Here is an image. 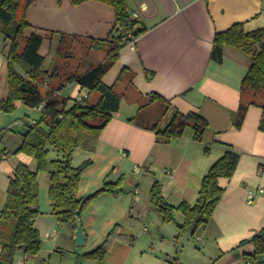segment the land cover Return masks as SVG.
<instances>
[{
  "label": "crops",
  "instance_id": "obj_1",
  "mask_svg": "<svg viewBox=\"0 0 264 264\" xmlns=\"http://www.w3.org/2000/svg\"><path fill=\"white\" fill-rule=\"evenodd\" d=\"M127 2L131 13L138 15V26L143 30L134 45L120 50L119 58L103 76V82L122 95L119 110L102 130L95 151L79 148L73 155L75 166L92 160L83 172L79 198L96 192L105 183L122 182L120 191L101 193L89 203L81 220L87 236L85 244L101 243L115 227L116 237L120 238L113 240L114 245L134 244L137 222L142 217L154 219L162 236L171 235L170 232L173 235L178 229L176 224L164 222L151 203L154 181L162 184L163 195L170 204H194L204 175L226 151L232 150L240 156L239 163L231 178L219 180L225 191L212 218L196 231L188 226L184 232L189 229L188 233L203 243L198 249L200 254L210 252L206 264H264L262 254L256 262L246 258L255 252L251 240L264 228V192H259L252 203L246 199L249 188L264 189V131L260 129L264 110L250 103L241 127H235L240 102L252 97L243 96L240 89L250 61L246 54L230 46L225 47L222 62L211 58L217 32L236 23H244L247 31L264 27V0ZM27 20L25 35L44 36L39 52L46 57V67H53L59 60L57 50L62 34L105 39L113 30L115 14L110 5L100 1L73 4L72 0H32ZM47 30L54 33L46 35ZM5 50L0 35V99L8 95ZM88 93L76 83L61 91L62 96L79 100ZM153 94L161 99L152 101ZM92 97L96 100L98 95ZM17 109L21 115L16 119L0 111V132L5 136L0 142V211L15 167L19 163L34 164L32 156L16 149L28 125L36 119L24 118L31 110L25 104L17 102ZM32 109L42 112L40 107ZM176 110L196 112L207 119L209 125L200 139L192 126L173 139H165L150 128L157 125V129H164ZM11 134L15 141L6 138ZM205 148L210 149L209 154ZM38 183L41 212L35 227L43 236V243L49 240L60 248L58 227L65 228L66 224L51 213L49 173L39 172ZM174 217L177 222H184L182 212L175 211ZM171 225L174 228H169ZM144 231L148 239L152 237L149 227L145 226ZM67 235L74 239L70 226ZM247 240L250 241L242 243ZM128 255L129 251L118 250L113 259L116 264H125ZM110 256L109 252L106 259Z\"/></svg>",
  "mask_w": 264,
  "mask_h": 264
},
{
  "label": "trees",
  "instance_id": "obj_2",
  "mask_svg": "<svg viewBox=\"0 0 264 264\" xmlns=\"http://www.w3.org/2000/svg\"><path fill=\"white\" fill-rule=\"evenodd\" d=\"M89 0H72L80 4ZM110 5L115 14V23L111 34L105 39L80 38L66 36L57 50L58 62L53 67H46V57L39 49L44 36L33 33L25 35L29 27L27 11L32 0H0V35L5 41V54L8 73V95L0 99V111L9 113L15 110L17 102L27 107L36 108L43 104L39 119L29 124L23 134L16 152H24L36 161L32 168L26 163H19L14 170L7 190L6 202L0 211V264H15L17 251L34 257L40 254L43 239L35 227V219L40 214L38 173L48 171L50 177L49 197L51 213L62 224H67L75 233L77 221L82 220L89 203L99 194L120 191L121 181L105 183L96 192L79 198L78 192L84 170L92 163L87 160L79 166L73 163L74 152L79 148L95 151L100 134L119 110L122 95L112 86L103 82V76L119 58L120 50L137 38L143 28L132 17L127 0H94ZM131 32L132 37L123 31ZM46 31V35L53 34ZM89 44H84V40ZM77 40L83 49L76 56ZM230 46L242 51L250 61L249 70L241 85V94L251 95L250 99L240 102L235 127L242 125L248 106L256 104L264 110V27L247 31L244 23H236L225 31L217 32L214 39L211 58L216 62L224 59L225 47ZM102 53L100 60L94 62V54ZM76 83L82 89L89 90L84 100L71 99L61 95L68 84ZM43 86V87H41ZM98 97L92 100V95ZM161 99L153 94L151 100ZM209 123L201 114H188L176 110L169 124L164 129L157 125L150 128L165 139L181 137L185 129L192 126L195 136L200 139ZM260 129L264 131V117ZM210 149L205 148L209 154ZM235 151H226L203 177L202 188L194 204L186 201L178 206L170 204L163 195L162 184L156 180L152 184L151 203L155 206L164 222H174L180 232L192 226L195 231L205 225L224 194L220 178H231L239 163ZM184 215V222L179 223L174 212ZM113 228L103 241L93 250L83 253V257L104 262L109 244L116 238ZM243 241L242 243L249 242ZM255 252L246 256L256 262L264 253V228L251 240Z\"/></svg>",
  "mask_w": 264,
  "mask_h": 264
},
{
  "label": "rangeland",
  "instance_id": "obj_3",
  "mask_svg": "<svg viewBox=\"0 0 264 264\" xmlns=\"http://www.w3.org/2000/svg\"><path fill=\"white\" fill-rule=\"evenodd\" d=\"M88 42L89 41L85 39L84 44L82 45H87L89 44ZM75 43L78 47L74 51V53L79 57L81 52L83 51V49L80 47L83 46H80V40H77ZM97 54L98 53L94 54V62L98 61L102 57V54ZM69 93H72V90H70ZM78 95L79 94H77L76 96ZM6 114H10L14 117V119H16L17 117H20L21 111L17 109L16 106L14 111ZM40 116L41 112H37L36 110L31 108L27 115H24V118L26 120L30 118L39 119ZM19 121L20 125L24 126V124H21V119ZM17 127L18 129H16L19 130V125ZM2 131L5 132L6 130L3 129ZM3 137L5 136L0 132V142ZM6 138L10 139L11 141H15L16 139L15 135H8L6 136ZM33 160L34 164L31 167L35 168L36 161L34 158ZM43 172L48 173V171ZM154 210L156 211V209ZM137 223H139V226L137 229V237L134 239V244H121L120 247L119 245H114V242L112 241L113 243L111 242L108 246V253L110 252L111 256L108 260L105 259L104 262H98L95 260L84 258L82 256L83 253L93 250L100 243L94 246H89L87 244L83 246H77L74 239L67 237L69 225L66 224L65 228L58 227L59 236H61V244H59L60 248H56L54 246V243H50V241L48 240L43 243L42 252H40V254H38L37 256L30 257L24 254L23 251H17L15 264H116L115 259L113 258H115L118 250H124V252L129 251L128 259L125 264H206L207 262H209V255L211 256L210 252L208 254L199 253V250L202 249L203 243H198L196 240V236L193 237L192 235H190V233H188L189 229H187L188 231L186 233L184 231L180 232L177 229V231H175L173 235V232H170L169 234L171 235L162 236V234L158 232L159 230L155 225L157 223L154 222V219L147 220V217H142ZM145 226L149 227L150 231L152 232V237H149V239L147 237V231H144ZM172 226L173 225H171L169 228H174ZM153 233H156V235H153ZM41 237L43 239L42 235ZM120 241L122 243L125 242L123 238H121ZM260 256L263 257L264 254Z\"/></svg>",
  "mask_w": 264,
  "mask_h": 264
},
{
  "label": "built area",
  "instance_id": "obj_4",
  "mask_svg": "<svg viewBox=\"0 0 264 264\" xmlns=\"http://www.w3.org/2000/svg\"><path fill=\"white\" fill-rule=\"evenodd\" d=\"M132 17L137 19L138 15H137L136 13H132ZM123 32H124L127 36L132 37V34H131L130 31H128V30H124ZM136 39H137V38L132 39V40L130 41L129 44H130V45H134V43L136 42ZM86 97H87V94H86L83 98H81V100H84ZM38 107H40L42 110H43V108H44L43 104L40 105V106H38ZM173 171H174V170H171V171H169V172H173ZM259 192H264V189H263V188L254 189V187H253V188H249L248 191H247V198H246V199H248V202H249V203L254 202V200L256 199V196H257V194H258ZM199 238H200V237H199Z\"/></svg>",
  "mask_w": 264,
  "mask_h": 264
},
{
  "label": "water",
  "instance_id": "obj_5",
  "mask_svg": "<svg viewBox=\"0 0 264 264\" xmlns=\"http://www.w3.org/2000/svg\"><path fill=\"white\" fill-rule=\"evenodd\" d=\"M86 239H87V236H86V233L84 231L82 221L78 220L77 221V227L75 230L74 240H75L77 246H83L86 243Z\"/></svg>",
  "mask_w": 264,
  "mask_h": 264
}]
</instances>
